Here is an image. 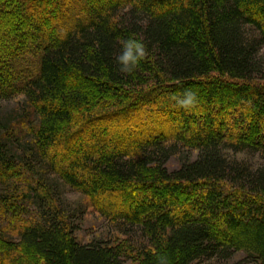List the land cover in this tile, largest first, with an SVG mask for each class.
Returning a JSON list of instances; mask_svg holds the SVG:
<instances>
[{
	"label": "trees",
	"instance_id": "1",
	"mask_svg": "<svg viewBox=\"0 0 264 264\" xmlns=\"http://www.w3.org/2000/svg\"><path fill=\"white\" fill-rule=\"evenodd\" d=\"M19 96L28 139L0 119V264H264V164L234 156L264 159V0H0V99ZM48 171L109 239L78 238Z\"/></svg>",
	"mask_w": 264,
	"mask_h": 264
},
{
	"label": "rangeland",
	"instance_id": "2",
	"mask_svg": "<svg viewBox=\"0 0 264 264\" xmlns=\"http://www.w3.org/2000/svg\"><path fill=\"white\" fill-rule=\"evenodd\" d=\"M24 96H19L9 100L0 99V119L3 123H8V125L15 128L14 131H18V137H21L23 141L28 139V135L25 134V130L22 128V111L24 107ZM29 119V118H28ZM30 120V119H29ZM35 120V119H34ZM21 128V129H19ZM13 131V132H14ZM21 144V142H20ZM22 149L21 147H18ZM19 151V150H18ZM197 156V151L180 149L178 152L173 154L167 162V168L170 171L177 170L186 161L188 158L194 159ZM236 158L241 161H247L250 164H264V159L260 158L258 155L238 153ZM25 169V167H23ZM23 169V170H24ZM27 174L31 175L32 172L30 168L25 169ZM38 172H35L37 179L40 176L46 177L49 185L52 188L51 195H53L54 200L57 201L61 209L71 216L72 221L77 225V236L83 242H90L97 239H108L113 235V225H111L102 215L94 208L88 206L86 196L81 192L74 190L72 187L65 184L56 174L48 171L43 175H37ZM32 176V175H31ZM35 185L32 181L27 183V185ZM20 188L18 192L24 191V182H19ZM33 190H30V193ZM10 192H15L12 189ZM32 195L26 196L25 199H20V205L23 206L24 214L27 216H36L37 214V205L35 204L36 200L34 197V192ZM3 222L0 220V225ZM245 254L237 252L233 254V257L230 261H208L202 264H254L248 262L245 259Z\"/></svg>",
	"mask_w": 264,
	"mask_h": 264
},
{
	"label": "clouds",
	"instance_id": "3",
	"mask_svg": "<svg viewBox=\"0 0 264 264\" xmlns=\"http://www.w3.org/2000/svg\"><path fill=\"white\" fill-rule=\"evenodd\" d=\"M129 44H131V42H129ZM137 48L139 49L140 45H137ZM141 55H142V51H141ZM119 59L123 65V70L130 71L131 69L128 67L129 61H133V63H135V60L137 58L133 57L131 48L129 47L128 50L124 53V55H122ZM192 102H193V99H192L191 94H189L187 99L180 101V103L184 105L191 104Z\"/></svg>",
	"mask_w": 264,
	"mask_h": 264
}]
</instances>
